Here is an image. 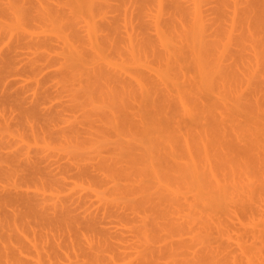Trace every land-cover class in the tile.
Listing matches in <instances>:
<instances>
[{
	"label": "rangeland",
	"instance_id": "374dc122",
	"mask_svg": "<svg viewBox=\"0 0 264 264\" xmlns=\"http://www.w3.org/2000/svg\"><path fill=\"white\" fill-rule=\"evenodd\" d=\"M0 264H264V0H0Z\"/></svg>",
	"mask_w": 264,
	"mask_h": 264
},
{
	"label": "bare ground",
	"instance_id": "6f19581e",
	"mask_svg": "<svg viewBox=\"0 0 264 264\" xmlns=\"http://www.w3.org/2000/svg\"><path fill=\"white\" fill-rule=\"evenodd\" d=\"M206 156H207V154L205 155V158H207ZM206 161H209V163H207V162H206V163L208 164V165H206V166H208V167H209V166H210V164L212 165V166H210L211 168L209 167V169H210V170H209V169H207L208 167H207L206 169L210 171V174L212 173V174H214V175H215L216 173H214V172H216V171H214V170H215V168H214L213 164H212V163H211V161H210V160H208V159H207ZM212 168H213V170H211ZM213 171H214V172H213ZM212 176H213V175H212ZM215 176H216V175H215ZM215 176H213V177H215ZM215 178H216V177H215Z\"/></svg>",
	"mask_w": 264,
	"mask_h": 264
}]
</instances>
